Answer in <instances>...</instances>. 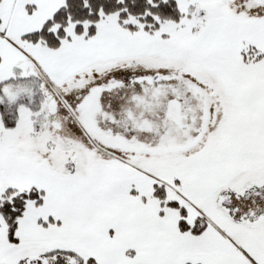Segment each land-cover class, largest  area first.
I'll return each instance as SVG.
<instances>
[{
  "label": "snow or ice",
  "instance_id": "1",
  "mask_svg": "<svg viewBox=\"0 0 264 264\" xmlns=\"http://www.w3.org/2000/svg\"><path fill=\"white\" fill-rule=\"evenodd\" d=\"M0 264H264V0H0Z\"/></svg>",
  "mask_w": 264,
  "mask_h": 264
}]
</instances>
